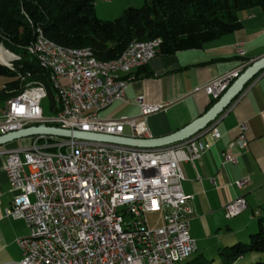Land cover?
Here are the masks:
<instances>
[{
    "label": "built area",
    "instance_id": "built-area-1",
    "mask_svg": "<svg viewBox=\"0 0 264 264\" xmlns=\"http://www.w3.org/2000/svg\"><path fill=\"white\" fill-rule=\"evenodd\" d=\"M110 1V0H106ZM161 41H152L151 50ZM31 48L47 64L56 90L58 110L53 118L44 116L46 95L38 86L27 90V98L0 106V133L6 135L29 127L59 129L137 139H153L148 117L165 109L137 98L138 117L106 119L101 112L115 102L129 103V86H118L105 72L94 73L86 66H73V59L44 48L36 36ZM237 49H242L238 46ZM138 68L147 64V53L135 60ZM127 68V64L126 67ZM123 68V69H125ZM241 65L195 90L218 101L244 73ZM131 129V136L125 129ZM236 146H248V126H239ZM216 139L220 133L212 128ZM201 136V135H200ZM198 135L158 149H141L115 143H101L48 135L30 137L28 146L0 147L4 171L11 192L12 207L7 217L23 219L30 234H48L53 245L30 246L18 243L25 263L30 264H162L178 255L196 250L191 236L192 210L185 194L182 163H194L211 150ZM231 152L222 154V165L237 164ZM248 180L237 181L239 188ZM132 183H142L141 191H131ZM247 208L240 197L225 207L228 220Z\"/></svg>",
    "mask_w": 264,
    "mask_h": 264
},
{
    "label": "crops",
    "instance_id": "crops-1",
    "mask_svg": "<svg viewBox=\"0 0 264 264\" xmlns=\"http://www.w3.org/2000/svg\"><path fill=\"white\" fill-rule=\"evenodd\" d=\"M104 1L108 2L109 9L97 4V16L113 20L127 8L143 6L146 0ZM239 18L242 24L239 30L206 43L201 49L172 56L157 53L148 66L135 69L128 77L126 98L129 103L115 102L101 114L110 119L138 117L140 108L135 101L139 97L150 105H163L164 110L148 117L153 138L171 136L202 118L218 101L205 92L196 93L197 88L240 65L249 67L264 57V12L253 8L241 12ZM238 46L244 55H239ZM243 123L248 126V146L240 149L235 143ZM212 128L219 131L218 139ZM131 134V129L126 127L125 135ZM198 136L201 142L212 146L211 150L196 162L181 165L185 176L183 190L192 197L188 203L192 210L191 236L200 248L217 246L218 250L247 242L248 233L258 227L259 219L264 217V71ZM29 144L30 139L26 138L3 147ZM226 152L236 155L238 163L223 166L222 154ZM4 166L5 160L0 156V264H20L23 252L17 241L29 236L30 230L23 219L5 214L13 205L14 194ZM241 180L248 181L239 188L236 182ZM240 197L247 202L246 210L228 220L226 205Z\"/></svg>",
    "mask_w": 264,
    "mask_h": 264
},
{
    "label": "trees",
    "instance_id": "trees-1",
    "mask_svg": "<svg viewBox=\"0 0 264 264\" xmlns=\"http://www.w3.org/2000/svg\"><path fill=\"white\" fill-rule=\"evenodd\" d=\"M97 1L0 0V42L6 49L0 76L11 78L0 89V106L36 85L45 89L55 110L51 72L30 54L39 31L57 45L91 49L98 61L112 62L135 41H161L156 52L164 56L201 49L239 30L241 12L253 8L264 12V0H146L115 20H102L96 13ZM258 228L247 242L219 249L220 263L213 258L188 264H236L253 252L264 256V217ZM254 264H264V258Z\"/></svg>",
    "mask_w": 264,
    "mask_h": 264
},
{
    "label": "bare ground",
    "instance_id": "bare-ground-1",
    "mask_svg": "<svg viewBox=\"0 0 264 264\" xmlns=\"http://www.w3.org/2000/svg\"><path fill=\"white\" fill-rule=\"evenodd\" d=\"M38 39L42 42L45 49L54 50L61 57H66L67 59H73V66H82L83 65V66H86V68H88L89 70L93 71L94 73H103V72H105V67H109L106 70V78L107 79H114L115 82L118 83V86H129L130 81H129L128 77H130V75L133 73V71L135 69H138V63H127V62H132L141 53H147V64H146V66H148V64L157 55L156 49H154L152 52H150L151 41H140V42L135 41L129 45L127 50L123 53V55L119 59L112 61V62H100L95 58L91 49H69V48L62 47V46L57 45L54 42L48 40L41 31H39ZM237 51H238L239 55H241V56L244 55V52L242 49H237ZM31 54H33L34 56H36L38 58L41 65L45 69L56 70V63H49V65H48L47 62L44 60V59H51V51H43V58H42L41 55H39L36 51H34L31 48ZM5 55H6V49L2 45L0 48V60H2L5 57ZM126 64H127V68H125ZM241 67H246V65L243 64V65H241ZM123 68H125V69H123ZM125 76H127V77H125ZM41 89L44 92V94L47 96L45 89H43V88H41ZM54 90H55V88H54ZM23 98H27V92H25L24 94L12 99V100L6 101V102L20 101ZM54 101H55V110L57 112L58 102H57V98H56V90H55ZM141 190H142V183H132L131 184V191H141ZM18 243H28V245H30V246H50V245H53V237L48 235V234H36V235L29 234V236H27V237L20 238L18 240ZM197 251H198V246H196V250H191L186 255L176 256V258L173 260L172 263H162V264H178V263H181L183 261H186L192 254L196 253ZM20 264H30V263H25L24 261H22Z\"/></svg>",
    "mask_w": 264,
    "mask_h": 264
},
{
    "label": "water",
    "instance_id": "water-1",
    "mask_svg": "<svg viewBox=\"0 0 264 264\" xmlns=\"http://www.w3.org/2000/svg\"><path fill=\"white\" fill-rule=\"evenodd\" d=\"M262 71H264V57L249 66L242 74V76L233 83L229 90L206 115H204L202 118L192 123L191 125L187 126L183 130L165 138L137 140L71 131L55 127L37 126L1 136L0 147H3L20 139H26L39 135H48L60 138H74L101 143H115L141 149H158L167 147L176 143L184 142L203 132L210 123L214 122L217 117L224 113V111L232 104V102H234V100L238 98L242 94V92H244L246 86Z\"/></svg>",
    "mask_w": 264,
    "mask_h": 264
},
{
    "label": "rangeland",
    "instance_id": "rangeland-1",
    "mask_svg": "<svg viewBox=\"0 0 264 264\" xmlns=\"http://www.w3.org/2000/svg\"><path fill=\"white\" fill-rule=\"evenodd\" d=\"M97 4L102 5L103 6L102 8H104L105 10H108L109 9L108 2H105L104 0H98L97 3H96V5ZM114 19H117V18H114ZM102 20H109V19H102ZM1 46H2V43L0 42V48H1ZM10 53L13 54V55H15V56H18L16 54L12 53V52H10ZM246 67H248V66L246 65ZM10 79L11 78L6 77V76H0V89L7 82H9ZM42 107H43L44 116L46 118H53V117L56 116V113H55L56 110H53L51 108L52 107V102H51V99L48 96H46V98L43 100ZM101 116L104 118L105 117V114L102 113ZM106 119H110V118H106ZM258 230H259V228L256 227L252 232L248 233V237L246 239H249V235L250 234L257 233ZM218 253H219V250H218L217 246H215V247L214 246H211L210 248H202V247L200 248L198 246V251L196 253L192 254L186 261L181 262V264L182 263L183 264H188V263H191V262H193L195 260H206V261H210L213 258H216L217 259V263H220L219 262V259H218ZM263 258H264L263 255L253 252V253L247 254L244 258L240 259L236 264H254L256 262H259V261L263 260ZM178 264H180V263H178Z\"/></svg>",
    "mask_w": 264,
    "mask_h": 264
}]
</instances>
